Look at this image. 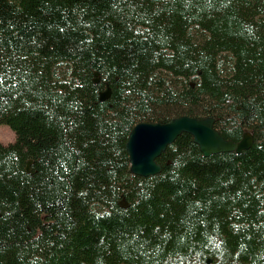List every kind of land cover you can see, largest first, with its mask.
<instances>
[{"label": "trees", "instance_id": "1", "mask_svg": "<svg viewBox=\"0 0 264 264\" xmlns=\"http://www.w3.org/2000/svg\"><path fill=\"white\" fill-rule=\"evenodd\" d=\"M181 115L254 144L134 175ZM0 123V264H264V0H0Z\"/></svg>", "mask_w": 264, "mask_h": 264}, {"label": "water", "instance_id": "2", "mask_svg": "<svg viewBox=\"0 0 264 264\" xmlns=\"http://www.w3.org/2000/svg\"><path fill=\"white\" fill-rule=\"evenodd\" d=\"M110 95L111 89L108 87L101 92L100 100L104 101ZM215 121L213 116L181 115L166 122L137 123L130 131L126 145L131 172L143 177L159 174L162 165L158 162V158L184 133L193 137L194 143L199 146L205 157L223 152L240 154L254 144V136L250 131H246L242 139L237 142L226 139L215 128Z\"/></svg>", "mask_w": 264, "mask_h": 264}, {"label": "rangeland", "instance_id": "3", "mask_svg": "<svg viewBox=\"0 0 264 264\" xmlns=\"http://www.w3.org/2000/svg\"><path fill=\"white\" fill-rule=\"evenodd\" d=\"M16 139L14 131L6 124L0 123V142L9 144Z\"/></svg>", "mask_w": 264, "mask_h": 264}]
</instances>
